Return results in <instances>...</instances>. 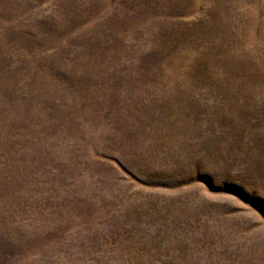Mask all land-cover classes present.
I'll list each match as a JSON object with an SVG mask.
<instances>
[{
	"label": "rangeland",
	"instance_id": "1",
	"mask_svg": "<svg viewBox=\"0 0 264 264\" xmlns=\"http://www.w3.org/2000/svg\"><path fill=\"white\" fill-rule=\"evenodd\" d=\"M0 264H264V0H0Z\"/></svg>",
	"mask_w": 264,
	"mask_h": 264
}]
</instances>
